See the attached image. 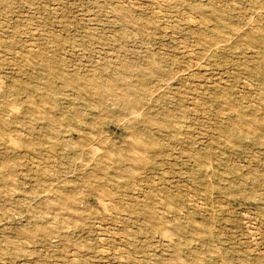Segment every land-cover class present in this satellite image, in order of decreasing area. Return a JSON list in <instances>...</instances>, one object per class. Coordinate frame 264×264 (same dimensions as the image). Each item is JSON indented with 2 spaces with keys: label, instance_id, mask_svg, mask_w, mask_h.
I'll list each match as a JSON object with an SVG mask.
<instances>
[{
  "label": "rangeland",
  "instance_id": "1",
  "mask_svg": "<svg viewBox=\"0 0 264 264\" xmlns=\"http://www.w3.org/2000/svg\"><path fill=\"white\" fill-rule=\"evenodd\" d=\"M0 264H264V0H0Z\"/></svg>",
  "mask_w": 264,
  "mask_h": 264
}]
</instances>
